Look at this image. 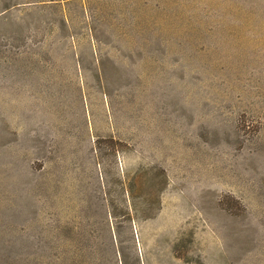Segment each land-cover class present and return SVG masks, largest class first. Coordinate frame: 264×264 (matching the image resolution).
<instances>
[{"label": "rangeland", "instance_id": "rangeland-1", "mask_svg": "<svg viewBox=\"0 0 264 264\" xmlns=\"http://www.w3.org/2000/svg\"><path fill=\"white\" fill-rule=\"evenodd\" d=\"M116 239L264 264V0H0V264Z\"/></svg>", "mask_w": 264, "mask_h": 264}, {"label": "trees", "instance_id": "trees-1", "mask_svg": "<svg viewBox=\"0 0 264 264\" xmlns=\"http://www.w3.org/2000/svg\"><path fill=\"white\" fill-rule=\"evenodd\" d=\"M113 217H117V215H113ZM114 244L110 246V252L112 253V256L109 255V257H106L98 252H95L94 259L96 264H126L124 261V250L122 248V244L120 245V242L118 239L113 241Z\"/></svg>", "mask_w": 264, "mask_h": 264}]
</instances>
